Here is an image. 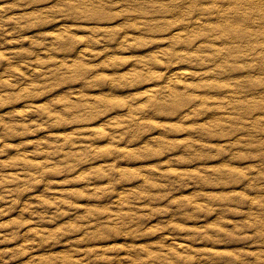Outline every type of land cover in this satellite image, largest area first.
Here are the masks:
<instances>
[{
	"label": "rangeland",
	"instance_id": "1",
	"mask_svg": "<svg viewBox=\"0 0 264 264\" xmlns=\"http://www.w3.org/2000/svg\"><path fill=\"white\" fill-rule=\"evenodd\" d=\"M0 264H264V0H0Z\"/></svg>",
	"mask_w": 264,
	"mask_h": 264
}]
</instances>
